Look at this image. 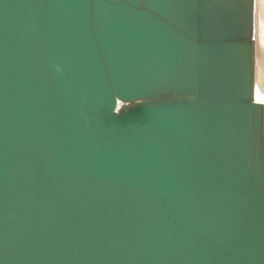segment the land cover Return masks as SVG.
<instances>
[{
  "label": "water",
  "instance_id": "95a60500",
  "mask_svg": "<svg viewBox=\"0 0 264 264\" xmlns=\"http://www.w3.org/2000/svg\"><path fill=\"white\" fill-rule=\"evenodd\" d=\"M254 0H0V264H264Z\"/></svg>",
  "mask_w": 264,
  "mask_h": 264
},
{
  "label": "bare ground",
  "instance_id": "6f19581e",
  "mask_svg": "<svg viewBox=\"0 0 264 264\" xmlns=\"http://www.w3.org/2000/svg\"><path fill=\"white\" fill-rule=\"evenodd\" d=\"M254 85L264 96V0L253 2Z\"/></svg>",
  "mask_w": 264,
  "mask_h": 264
},
{
  "label": "snow or ice",
  "instance_id": "6c2138e0",
  "mask_svg": "<svg viewBox=\"0 0 264 264\" xmlns=\"http://www.w3.org/2000/svg\"><path fill=\"white\" fill-rule=\"evenodd\" d=\"M256 98L257 100L261 101V103H264V96H261L259 92H257Z\"/></svg>",
  "mask_w": 264,
  "mask_h": 264
}]
</instances>
